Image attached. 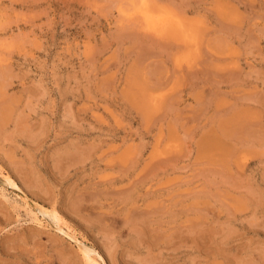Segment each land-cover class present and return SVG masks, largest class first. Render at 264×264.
<instances>
[{
	"label": "rangeland",
	"instance_id": "rangeland-1",
	"mask_svg": "<svg viewBox=\"0 0 264 264\" xmlns=\"http://www.w3.org/2000/svg\"><path fill=\"white\" fill-rule=\"evenodd\" d=\"M168 1L0 0V264H264V0Z\"/></svg>",
	"mask_w": 264,
	"mask_h": 264
},
{
	"label": "bare ground",
	"instance_id": "bare-ground-1",
	"mask_svg": "<svg viewBox=\"0 0 264 264\" xmlns=\"http://www.w3.org/2000/svg\"><path fill=\"white\" fill-rule=\"evenodd\" d=\"M141 1V3L139 4V5H137L136 7H135V9L133 10V12L132 13H130L129 15H128V17L130 18V19H136V20H134L132 23L134 24V22H135V24H134V26L136 25V24H138V23H136V22H139V24L140 25H136V27L138 26H140V28L142 29V30H144L145 32H146V34H152V35H154V36H156V37H158V38H161V39H163V41L165 40L166 42L168 41V42H170V43H172V44H174L173 42H178V43H181L182 44V46H184L185 48H188V47H192L191 49H194L193 47H194V44H195V42H196V40H195V38H194V36H190V34H188L186 31H185V26L186 25H184V23H182L181 22V20H176V19H174L173 17H171V15H167L166 13V15L164 16L163 14H162V12L159 10V11H155L154 9H152L153 7H151L149 4H148V0H140ZM158 1H160V0H158ZM166 1V0H165ZM235 1V0H234ZM162 2V1H161ZM167 2H169L168 0H167ZM241 2V1H240ZM240 2H239V4H240ZM139 3V2H138ZM137 3V4H138ZM135 5H136V3H135ZM133 6H134V4H133ZM129 10V9H128ZM153 10H154V12H153ZM193 11V10H192ZM156 12V13H155ZM164 13V12H163ZM125 14V13H124ZM168 16H170V17H168ZM130 21V20H129ZM131 23V24H132ZM220 23H223V22H220ZM230 24H228V26H229ZM226 26V25H225ZM234 26V25H233ZM137 27V28H138ZM223 27H224V25H223ZM227 27V26H226ZM231 28H233L232 26H230ZM235 27V26H234ZM140 28H138V29H140ZM230 28V29H231ZM239 28V27H238ZM226 29V28H225ZM229 29V27H228V30H230ZM234 29H236V28H234ZM249 29H250V27H249ZM143 31V33H145ZM224 32H225V30H223ZM240 31H241V29H240ZM248 31V30H247ZM251 31V29L249 30V32ZM230 32H232L231 30H230ZM235 33H236V31H235ZM233 34V33H232ZM239 34V33H238ZM142 35V34H141ZM144 35V34H143ZM223 35H224V33H223ZM228 36V35H227ZM252 36V35H251ZM224 37H226V36H224ZM231 37H234L233 35L231 36ZM242 37V36H241ZM150 38H151V36H150ZM154 39H156V38H154ZM223 39V38H222ZM233 39V38H232ZM235 39V38H234ZM236 39H237V35H236ZM252 39V38H251ZM227 40V39H226ZM238 40V39H237ZM159 41V40H158ZM162 41V42H163ZM231 41H233V40H231ZM161 42V41H160ZM169 44V43H168ZM222 44H223V42H222ZM175 45V44H174ZM168 46V45H167ZM169 46L171 47L172 45H170L169 44ZM181 46V45H180ZM172 48V47H171ZM174 49H176V48H174ZM174 49H173V51H174ZM172 51V50H171ZM246 54V53H245ZM240 57V56H239ZM236 58H238V57H236ZM222 59H224L225 60V58H222ZM226 72V71H225ZM232 72V71H231ZM235 72V71H234ZM233 72V73H234ZM229 73V72H228ZM224 74V76H225V73H223ZM227 74V73H226ZM235 74H236V72H235ZM240 74V73H239ZM238 75V74H237ZM227 77H228V74L226 75ZM231 76H232V74H231ZM230 77V76H229ZM225 79V78H224ZM257 78H255V80H256ZM229 80H231V79H229ZM223 81H225V80H223ZM239 81V80H238ZM237 81V82H238ZM228 83V82H227ZM244 83V82H243ZM225 84V83H224ZM239 84H240V82H239ZM227 94V93H226ZM250 94H248V96H249ZM252 97V96H251ZM250 97V98H251ZM241 98V97H240ZM248 99H249V97H247ZM247 98H245V99H247ZM238 100V99H237ZM242 100H243V98H242ZM251 100H253V99H251ZM255 100V102L257 101H259V100H257V99H254ZM239 101H240V99H239ZM244 101V100H243ZM247 102H249V100L247 101ZM251 102V101H250ZM254 102V101H253ZM253 102H251V103H253ZM255 102L253 103V104H255ZM259 103H261V102H259ZM259 103H258V105H259ZM256 105V104H255ZM264 107V106H263ZM262 108V107H261ZM229 111V110H228ZM242 117H243V114L242 113H240V112H235L233 115H231L224 123H223V125H224V127H225V129L227 130V132L228 133H232V132H238L239 131V129H240V123H241V121H242ZM261 121V120H260ZM247 124V123H246ZM260 125H262L261 123H260ZM264 125V124H263ZM262 125V126H263ZM244 126H246V125H244ZM248 126V125H247ZM249 127V126H248ZM247 127V128H248ZM244 129H245V127H243ZM255 129V128H254ZM264 129V128H263ZM248 130V129H247ZM257 130V129H256ZM244 131H246V130H244ZM254 131V130H253ZM261 132V131H260ZM262 132H263V130H262ZM264 133V132H263ZM246 134V133H245ZM234 135V134H233ZM232 135V136H233ZM243 135V134H242ZM246 136V135H245ZM241 138V137H240ZM239 138V139H240ZM242 139V138H241ZM248 139V138H247ZM257 139V138H256ZM262 140V139H261ZM260 140V141H261ZM255 141V140H254ZM258 141H259V138H258ZM259 141V142H260ZM262 142V141H261ZM3 178V180L8 184V186H10L11 188H13V189H15V190H18V191H20V188L16 185V183L13 181V180H11V178L10 177H8V176H3L2 177ZM25 198V196H23V199ZM26 202H27V200H26ZM25 204V203H24ZM27 206H31L32 204L30 203V202H27ZM30 206H29V208H30ZM44 214H47V215H49L51 218H52V220L58 225L59 223H60V219H59V217H58V215H57V213H49V212H46V211H44ZM61 218V217H60ZM59 226V225H58ZM60 228V227H59ZM58 231H60V232H63V230H61V229H59ZM59 232V233H60ZM64 233V232H63ZM62 234V233H61ZM68 237H69V235H67ZM72 238V237H71ZM73 239V238H72ZM84 250H87V249H84ZM84 250H82V253L84 252V256H85V258H86V261L88 262V263H90V264H107V261H105V259L101 256V255H97V257H98V259H99V261H98V259H96V258H92L90 255L92 254V253H90V255H89V251H84ZM92 252V251H91ZM96 256V255H95Z\"/></svg>",
	"mask_w": 264,
	"mask_h": 264
}]
</instances>
